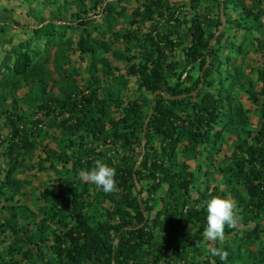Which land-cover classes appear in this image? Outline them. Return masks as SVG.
I'll use <instances>...</instances> for the list:
<instances>
[{"label":"trees","instance_id":"1","mask_svg":"<svg viewBox=\"0 0 264 264\" xmlns=\"http://www.w3.org/2000/svg\"><path fill=\"white\" fill-rule=\"evenodd\" d=\"M23 1L34 26L0 10L27 36L0 39V264H264V0ZM213 196L235 223L209 241Z\"/></svg>","mask_w":264,"mask_h":264},{"label":"clouds","instance_id":"2","mask_svg":"<svg viewBox=\"0 0 264 264\" xmlns=\"http://www.w3.org/2000/svg\"><path fill=\"white\" fill-rule=\"evenodd\" d=\"M84 175L105 194L115 192L117 188L116 170L105 163L97 162L95 167L85 170ZM206 227L203 236L206 240L216 241L223 237L225 226L235 223V204L228 198L213 196L205 201ZM213 256L222 255L218 249H212Z\"/></svg>","mask_w":264,"mask_h":264},{"label":"rangeland","instance_id":"3","mask_svg":"<svg viewBox=\"0 0 264 264\" xmlns=\"http://www.w3.org/2000/svg\"><path fill=\"white\" fill-rule=\"evenodd\" d=\"M68 1H72V0H68ZM36 6V5H35ZM34 6V7H35ZM135 4L133 5H129V11H131L133 8H134ZM74 8V7H73ZM72 8V10H73ZM4 9H8L10 11H12V17L17 21L19 22L21 25L23 26H34L36 23L34 21V19L30 16H27V13H28V5L23 1V0H0V10H4ZM48 9V8H47ZM46 14V12H44ZM47 16V14L45 15ZM21 29H14V30H9L8 32L5 33V35L1 36L0 39L3 41V43H5V46L4 47H7V42L8 40L10 39V36H14V35H17L15 37V41L17 40H23L25 39L27 36L24 35L22 33V31H20ZM107 57L109 58L110 62H111V65L114 67V68H117L121 73H124L125 72V64L122 63V62H115L113 60H111V55H107ZM1 59V57H0ZM74 60H77V58L75 57ZM78 65L80 67H83L80 63H78ZM79 83H82V81H80ZM134 90V86H133V81H130L129 82V85H128V88H127V91L125 93L128 92V96L130 98H132V96L130 95L131 92ZM24 93V91H20L19 94L22 95ZM246 108L248 110H250V116H251V122L253 125L257 126L259 124V121L257 120L256 118V115L253 113V108L250 107L249 104H246ZM52 136L54 135L55 139H52L51 140V144L50 146L51 147H55L56 146V140L58 139L59 135H58V132H55L53 134H51ZM231 150L230 148V144L227 145V147L219 154L215 155L214 156V162L215 164L219 163L225 154H228L230 153L229 151ZM186 164H188L190 166L191 169H194L195 168V164L196 162L194 161H188ZM20 178H23V177H20ZM214 181L217 180V177H214L213 179ZM33 183L35 185H38V186H41L44 182H47L48 181V176L45 174H40L38 175V177L34 180H32ZM211 182L209 181L210 183V186L213 187L216 185V182ZM221 189L224 188V185H221L220 186ZM26 192V191H24ZM194 197H196V195H194ZM26 202H28V197L25 199Z\"/></svg>","mask_w":264,"mask_h":264},{"label":"water","instance_id":"4","mask_svg":"<svg viewBox=\"0 0 264 264\" xmlns=\"http://www.w3.org/2000/svg\"><path fill=\"white\" fill-rule=\"evenodd\" d=\"M208 66V64L206 65V67ZM172 99V98H171ZM151 114H152V109L149 110V113H148V117H147V120L145 121V125H144V129H145V126L147 124V122L149 121L150 117H151ZM144 131H143V139H142V150H141V156H140V159L139 161L136 163V166L135 167H138V165L140 164L144 154H145V137H144ZM136 169V168H135ZM137 187L138 189L140 190V186L139 184L137 183ZM112 264H115L114 260H112Z\"/></svg>","mask_w":264,"mask_h":264}]
</instances>
